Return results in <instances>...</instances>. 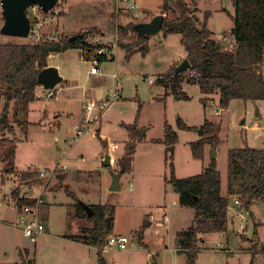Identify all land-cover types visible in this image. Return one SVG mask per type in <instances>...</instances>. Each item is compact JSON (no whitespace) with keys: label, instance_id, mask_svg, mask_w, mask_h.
<instances>
[{"label":"rangeland","instance_id":"374dc122","mask_svg":"<svg viewBox=\"0 0 264 264\" xmlns=\"http://www.w3.org/2000/svg\"><path fill=\"white\" fill-rule=\"evenodd\" d=\"M130 1L67 0L66 12L62 13L57 25L58 36L53 32L54 37L46 35L45 40L58 41L63 37L93 32L86 38L88 42L99 36L103 37L106 45L114 46L116 39L122 40L124 37L119 32L120 28L125 29L142 21L149 23L163 13V0ZM232 3V0H189L199 27L206 22L213 39L222 46L234 28ZM131 4L134 10H131ZM168 16L175 17L173 14ZM54 26L50 25V30ZM2 27L0 6V30ZM128 38L130 41L134 39L130 33ZM0 39L6 44L35 45L30 39L1 34ZM147 45L149 51L145 56L140 52L128 55L116 46L112 52L115 61L101 64L100 74L95 76L90 75L92 67L89 62L78 64L82 53L70 51L58 57V62L70 69L78 64L81 79L87 82L89 88L98 89L94 99H91L98 110L95 108L90 113L93 112L92 116L94 114L93 118L97 120L99 136L92 135L91 127L85 129L83 137L71 143L74 126L80 121L78 114L65 118L59 131L58 127L50 126L54 124L52 116L41 120L37 112L31 116V124H28L22 106L12 103L10 126L0 132V264H20V251H28L34 264H98L97 250L69 240L73 236H82L83 229L92 228L87 221L74 217L73 206L79 202L88 206L114 207V235L130 239L126 251L106 247L102 252L106 264H188L186 255L178 254L177 232L193 226L194 212L178 204L179 195L174 192L170 181L200 175L215 155L224 191L227 187L229 150L250 148L264 151V102L257 105L235 101L229 110L217 115L216 111L221 110L218 97H205L197 86L188 82L184 89L188 100H177L170 93L166 94V90L156 82L177 64L173 63L175 59L178 58L180 62L181 57L186 56L181 37H164L160 33L150 37ZM116 82L125 102L110 110L100 124L98 120L105 109L102 104L107 100L102 101V98L115 91ZM58 91L59 87H56L54 92ZM38 92L41 94L38 106L47 107L50 112L58 107V103L47 99L48 91L43 89ZM152 95L154 102L150 101ZM204 97L208 98L206 104L202 101ZM3 103L4 100H1L0 117ZM20 121H26L27 126H21ZM178 121L187 129H180ZM243 122L244 126L241 125ZM206 124L218 127L217 141L214 150L210 145L204 146V158L199 160L194 158L191 145L198 143V132ZM250 124H253L252 127H249ZM166 126L177 134L173 157L168 161L166 146L157 143L164 139ZM128 127H135L137 132L144 129L146 137L136 143L133 171L121 179L120 191L111 193V174L120 172L119 160L114 157L119 153H124L125 157L132 139ZM106 142L113 144L114 148H107ZM10 148H13L14 177L4 174L5 156ZM106 156L113 159L110 169L103 166ZM57 163L67 165L69 170L60 171L59 176L56 174L41 182L28 183L34 190L33 199L42 193L43 203L39 206L38 218L45 228L44 233L52 236L47 241H39V237L37 243H32L23 235L20 220L26 214L22 212V206L18 209L12 201L15 200L13 192L21 182H26L21 181L20 173L39 169L50 171ZM76 166L86 171H76ZM66 190L74 193L78 199L68 196ZM222 195L225 193L222 192ZM234 199L229 209L233 221L229 222L228 231L225 234H212L205 238V243H200L197 264H264V202L253 205L248 213L235 208ZM149 216H152L153 225L145 231L140 243L139 232ZM165 216L169 223L163 222ZM243 216L246 222L242 221ZM255 233L258 240L254 238Z\"/></svg>","mask_w":264,"mask_h":264},{"label":"trees","instance_id":"16d2710c","mask_svg":"<svg viewBox=\"0 0 264 264\" xmlns=\"http://www.w3.org/2000/svg\"><path fill=\"white\" fill-rule=\"evenodd\" d=\"M234 15L231 20L234 28L227 36L235 44L233 51H227L213 39V34L207 29L206 22L199 27V22L191 11L189 0H163L162 11L166 15L162 33L164 37L179 35L184 46L187 59L191 64L190 71L176 75L173 68L160 76L156 84L170 93L177 100H188L182 92L181 85L188 82L198 86L204 96L219 95L221 110H228L233 101L259 102L264 101V0H232ZM175 8H173V6ZM169 14L175 15L174 18ZM120 28L123 39L119 40L118 48L126 51L128 55L140 52L146 55L149 51L148 38L136 36L132 27ZM130 33L133 41L124 39ZM93 32H86L71 37H63L56 41H41L35 45L5 44L0 46V103L2 113L0 117V132L10 126V108L12 103L22 106L26 114L29 106L36 101V90L39 87L37 78L39 73L47 68V60L53 54H62L71 49H79L88 53V58L94 47L86 38ZM86 60V59H85ZM100 65L114 61L101 57ZM87 61V60H86ZM206 104V99L202 100ZM27 126V122H18ZM180 129L187 128L178 121ZM131 142L126 148V155L118 161L121 174L132 172L135 147L137 142L145 139L144 129L136 131L135 127H128ZM203 138L198 143L192 144L194 158L203 160L205 145H210L212 150L217 141L218 127L206 124L202 128ZM166 146L167 161L172 159L174 147L177 143V134L169 126L165 127L163 140L157 141ZM13 148L5 156L6 166L4 174H15V164L12 159ZM171 169L173 168L170 165ZM110 169V167L108 168ZM22 175L21 181H32L38 174L35 171ZM59 176V174H57ZM170 184L175 193L179 195V205L194 211V224L186 231L177 235L179 252L187 257L188 264H197L201 251L200 236L210 234H225L228 231L229 198L221 195V176L215 160L203 169V172L192 178L177 180L172 179ZM228 196L238 199L241 209L249 213L256 203L264 202V151L245 148L230 150L228 152ZM68 196L76 198L74 193L66 190ZM15 200L19 199V190L13 192ZM35 200H18L17 206H34ZM94 215L88 217L83 208V202L73 206L74 217L85 220L92 225L91 229H83L82 236L70 237V240L80 242L97 250L98 264H106L103 251L109 237L114 234L115 209L110 205L90 206ZM150 227L148 219L139 232L142 243L144 232ZM254 238L258 240L257 233ZM20 264H34L30 260L28 251H20ZM253 264V262L251 263Z\"/></svg>","mask_w":264,"mask_h":264},{"label":"crops","instance_id":"0c3cea01","mask_svg":"<svg viewBox=\"0 0 264 264\" xmlns=\"http://www.w3.org/2000/svg\"><path fill=\"white\" fill-rule=\"evenodd\" d=\"M163 15V14H162ZM163 16H165L166 17V15H163ZM61 18H62V16L60 17V18H58L57 20H55V21H53V20H51L50 18H47V19H44V21H45V23H44V27H43V29H42V31H43V34L46 36H52L53 35V32H55V34L58 36V33H59V30L57 29V25L59 24V21L61 20ZM148 21H142V22H139V23H147ZM53 26V25H55L54 27H53V30H50V27L49 26ZM67 35H69V34H67ZM56 36V37H57ZM54 37V35L52 36V38ZM71 37H74V36H71ZM6 44V42L5 41H2L1 39H0V46H2V45H5ZM70 51H76V52H80V58H79V63L78 64H86L87 63V61H85V59H84V54H83V52H81L79 49H74V50H68V51H66L65 53H62V54H67V53H69ZM59 56H61V54H58V55H56V54H53V55H51V56H49V58H48V60H47V68H50V67H53V68H56V69H58V71H59V74H60V76L62 77V82L60 83V85L58 86L59 87V91L58 92H56V98H54V99H52V101L53 102H55V103H58V107L57 108H55L54 110H51V112L48 110V108L47 107H43V108H41L40 106H38L39 105V102L41 101V99H40V97H41V94H39V92H38V90H43V88L41 87V86H39L38 88H37V90H36V101L33 103V104H31L30 106H29V112H28V114H27V122H28V124H31L30 122V118H31V116L33 115V114H35L36 112L39 114V116L40 117H42V119L41 120H44V119H46V118H49L50 116H52V118H54V124L52 125H50L51 127H53V128H55V127H58V130L60 131L61 130V128H62V126H63V120H65V118H72V117H74L75 116V114H78V116H79V118H80V121H78L79 123L78 124H76L75 126H74V132H72L73 134H72V136H70L71 138H73V136L75 135V128L77 127V126H82V127H85L86 129H90L91 127H92V135H97V136H99L100 135V130L99 129H97L96 128V126H97V124H96V122H95V120L96 119H94L93 118V116H94V114H93V116H92V113H90L89 111H88V108H90L91 107V104H94L95 106H97V104L96 103H94L93 102V100H91V99H94V96H95V94H97L96 92L98 91V89H96V88H89L88 87V85H87V82L86 81H83L82 79H81V76L78 74V71H79V65L77 64V66L75 67V68H73V69H70L69 67H67L66 65H64L63 63H61V62H58V57ZM182 59H187V54H186V56H183V57H181V60H180V62H178V58L177 59H175L174 60V64H178V65H180V63H182L183 62V60ZM115 61V60H114ZM176 64V65H177ZM173 68V67H172ZM171 68V69H172ZM170 69V70H171ZM169 70V71H170ZM90 75H92L91 73H90ZM93 76V75H92ZM95 76V75H94ZM114 78L115 79H117V75H115L114 76ZM186 81L185 82H183L182 83V85H181V89H182V91L184 92V93H186L185 91H184V89L186 88ZM116 84V89H115V91L116 90H118L119 92H120V95L116 98V97H114V98H110V96H111V94L112 93H107L106 95H104V97L102 98L103 100L102 101H104L106 98H107V100H106V102L105 103H107V106L105 107V109H104V111H103V113H102V115H101V118H100V120H98L99 121V123L101 124V120H102V118L108 113V112H110V110H112L116 105H121L122 103H124L125 102V100L123 101V99H122V93H121V90H120V88H119V84L116 82L115 83ZM149 84H150V86H153V83L151 82L150 83V81H149ZM198 87V86H197ZM199 89V88H198ZM200 91V90H199ZM162 94V93H161ZM161 94H159V95H161ZM109 95V96H108ZM108 96V97H107ZM215 96H217L218 97V99H219V95H216L215 94ZM206 97V96H205ZM204 97V98H205ZM175 98V97H174ZM205 99H208V98H205ZM150 101L151 102H154L155 101V98H154V96L152 95L151 96V98H150ZM100 102V101H99ZM233 102H235V101H233ZM232 102V103H233ZM264 101H259V102H256V104L258 105H260L261 103H263ZM231 103V104H232ZM230 104V107L232 106ZM64 107H67V108H64ZM68 107H70V109H68ZM230 107H229V109H230ZM98 107H96V109L95 110H98L97 109ZM228 109V110H229ZM223 112V110H218V111H216V114L217 115H220L221 113ZM88 118V120L86 121V119ZM97 121V120H96ZM98 123V122H97ZM242 126H244L245 125V122H243L242 124H241ZM252 125L253 124H250V126L249 127H252ZM203 133V132H202ZM199 134V133H198ZM70 135V134H69ZM203 136V134L202 135H200L199 134V137H200V140L203 138L202 137ZM163 138V137H162ZM161 138V139H162ZM199 140V141H200ZM106 147L108 148H111V146H112V148H114V145L113 144H111V145H109L108 144V142H106ZM106 151H107V149H105ZM230 151V150H229ZM136 153V152H135ZM107 154H109L108 153V151H107ZM207 154V153H206ZM205 154V155H206ZM123 157H124V153L123 154H116V156L114 157V159L116 158L117 160H121V159H123ZM134 159H135V156H134ZM216 159V158H215ZM211 162V161H210ZM209 162V163H210ZM112 164H113V159H112V157H111V166H112ZM57 165V164H56ZM67 166V165H66ZM110 166V167H111ZM55 167V166H54ZM53 167V168H54ZM68 167V166H67ZM206 167V166H205ZM204 167V168H205ZM52 168V169H53ZM69 168V167H68ZM203 168V169H204ZM49 170V169H48ZM74 170H76V171H86V170H84L83 168H80L79 166H76V168L74 169ZM132 171H133V166H132ZM203 172V171H202ZM125 174H123L122 175V177H121V179L123 178V176H124ZM12 177H14V174L13 175H11ZM121 179H120V181H121ZM221 180H222V178H221ZM221 184H222V181H221ZM120 189H121V186H120ZM228 178H227V187L225 188V190L224 191H222V186H221V195H222V192L223 193H225V195L223 196V197H225V198H229V201H230V204H231V201H232V199H234L233 197H229L228 196ZM11 200H12V198H11ZM13 201V200H12ZM178 204H179V199H178ZM90 206H93V205H91L90 204ZM95 206V205H94ZM18 207V206H17ZM18 209H20L19 207H18ZM21 211V210H20ZM194 212V211H193ZM194 216H195V214H193V219H194ZM165 217H167V216H165ZM164 217V218H165ZM228 220H229V222L230 221H233V218H231L230 216H229V211H228ZM148 222H149V224H150V227L153 225V222H152V216H149V219H148ZM163 222H164V220H163ZM144 223V222H143ZM168 223H169V221H168ZM143 225V224H142ZM141 228H142V226H141ZM141 230V229H140ZM183 231V230H182ZM182 231H178L177 232V234L178 233H180V232H182ZM144 234H145V232H144ZM176 234V235H177ZM114 235V234H113ZM210 235H212V234H210ZM210 235H204V236H200V238H201V242L202 243H205V238H207L208 236H210ZM40 237V238H39ZM38 238H39V241L40 240H44V241H47L48 239H50L52 236H51V234H47V233H43L42 235H40ZM74 237H76V236H74ZM143 239H144V237H143ZM70 240V239H69ZM37 241H38V239H37ZM71 242H74V243H76V244H78V245H80V246H84V247H86V248H92V247H90V246H87V245H84V244H82V243H80V242H76V241H74V240H70ZM37 243V242H36ZM96 250V249H95ZM177 251H178V254H180V252H179V249H177ZM182 254H184V253H182Z\"/></svg>","mask_w":264,"mask_h":264},{"label":"built area","instance_id":"2783aa9c","mask_svg":"<svg viewBox=\"0 0 264 264\" xmlns=\"http://www.w3.org/2000/svg\"><path fill=\"white\" fill-rule=\"evenodd\" d=\"M66 1L67 0H58L56 6L49 12V13H44L42 9L37 6V5H32L31 7L28 8L27 10V16L30 20L31 23V32L30 36L28 39L31 40L32 44H39L41 41H46L47 39L46 36L43 34V27H44V18L50 16V19H57L61 17L62 13L66 12ZM119 3H131L130 0H118ZM1 6V2H0ZM2 9V8H1ZM131 10H134V6L131 4ZM3 11V10H2ZM54 40V39H53ZM127 38L124 39V43L127 42ZM117 43L114 46L111 45H106L103 42V37H94L90 45L94 47V51L91 52L90 58H88V53L83 52L84 54V59L87 60L91 64V74L92 75H99L100 74V58L105 57L107 59H110L112 57V52L113 49L118 45L119 39L117 40ZM115 41V42H116ZM224 49L227 51H233L235 48L234 42H232L228 37L225 39V44H224ZM118 48V46L116 47ZM228 48H232L231 50ZM85 60V61H86ZM151 83V81H150ZM120 95V92L118 90L114 91L110 98L118 97ZM56 98V93L53 91H48V100H52ZM104 107L107 106V103L102 104ZM97 106L94 104H91V107L88 108V111H92L95 109ZM85 127L82 126H77L75 128V135L73 138H71V143H75L78 141L81 137H83L85 133ZM82 161H85V159H81ZM69 168L66 165H61L60 163H57V165L51 169L50 171L43 169V170H36L38 176L33 179L32 181H27V182H21L18 189L19 190V199L13 200L17 204L18 200L21 201H29V200H35V205L34 206H28L27 204L22 205V212H25L26 215H24V218L20 220V226L23 231L24 237L29 239L32 243H36L37 239L40 235H42L45 232L44 226L40 223L39 220V215H38V209L39 206L43 203V198H42V193L40 197L37 199H33V194L34 190L32 187L28 186V183L33 182V181H44L49 179V177L55 176L56 174H59L58 172L60 171H67ZM57 176V175H56ZM234 206L235 208H240L241 204L238 199H234ZM230 209V207H229ZM168 217L164 218V223H168ZM243 222H246V218L243 216L242 218ZM130 242L129 237L126 236H111L109 237L107 241L106 247L109 248H115L118 249L119 251L123 252L128 249V244ZM104 248V250L106 249Z\"/></svg>","mask_w":264,"mask_h":264},{"label":"water","instance_id":"95a60500","mask_svg":"<svg viewBox=\"0 0 264 264\" xmlns=\"http://www.w3.org/2000/svg\"><path fill=\"white\" fill-rule=\"evenodd\" d=\"M2 8L3 27L0 34L3 36L28 39L31 32V23L27 16V10L32 5L39 6L44 13H49L57 4L58 0H0ZM165 22V16L160 15L155 17L149 23L136 24L132 27V33L136 36L150 38L162 33ZM74 37L70 38L73 41ZM191 64L188 59H185L177 68L176 75L190 71ZM264 73V68H263ZM62 77L56 68L50 67L42 70L37 78V83L46 91H53L62 82ZM202 135V130L198 132ZM215 155L213 159L215 160ZM103 166L109 168L111 166V157L106 156L103 161ZM123 174L112 173V185L109 189L111 193L120 191V179ZM83 208L88 214V217L94 215L90 206L83 203Z\"/></svg>","mask_w":264,"mask_h":264}]
</instances>
